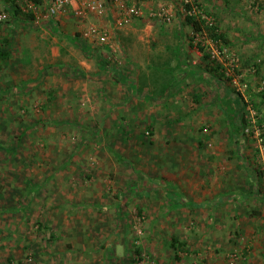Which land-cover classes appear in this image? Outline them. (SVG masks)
<instances>
[{
  "label": "rangeland",
  "instance_id": "obj_1",
  "mask_svg": "<svg viewBox=\"0 0 264 264\" xmlns=\"http://www.w3.org/2000/svg\"><path fill=\"white\" fill-rule=\"evenodd\" d=\"M263 2L206 23L181 0L112 22L103 2V14L70 8L84 25L65 30L35 22L43 4L14 13L0 27V264L73 263L70 225L61 245L50 236L52 204L60 220L104 223L94 245L115 259L97 250L88 263L264 264Z\"/></svg>",
  "mask_w": 264,
  "mask_h": 264
},
{
  "label": "crops",
  "instance_id": "obj_2",
  "mask_svg": "<svg viewBox=\"0 0 264 264\" xmlns=\"http://www.w3.org/2000/svg\"><path fill=\"white\" fill-rule=\"evenodd\" d=\"M100 1L104 2L105 3V7H107L106 14H109L108 18H110L112 20V22H115V20H117V19H118V21L121 20L120 16L126 12L125 9H124V8H126V6H129L130 4H133V3L137 4V5L140 4V6L143 8V13L142 14H146L148 9L150 8V6H149L150 3H153L155 0H127L124 3H120V2L115 1V0H100ZM200 1H202V0H200ZM206 1H208V0H203V5L205 4L204 8L206 7L205 10L207 11V12H204V14H205L204 17L206 19L208 17H211L213 15V13L215 14L214 16L218 15V18H221V17H226V15L229 13V11L231 13H234V12H236V10H238L237 7H236L237 0H219L221 3L224 2L223 4H225L226 7H224V6L221 7V11H222L221 13H219L217 9L213 13H209L211 9L207 8L209 3H207ZM255 1H257V0H255ZM75 5H77L76 2H74V6ZM227 5H229V6H227ZM201 6H202V4H201ZM70 13H66V14L62 15L60 18L55 19V20H51L50 19L48 21V23L50 22L51 25L52 24L56 25V24H58V21H56V20H59L60 21V25H62V27H64V30H65L66 27L68 28L70 26L69 23L71 21H69V19L70 18H74L76 21L77 20L81 21V25L80 26L82 28L83 25H84V23H82V21H84L85 19H81L79 16L75 17V15L72 12H70ZM87 16H88V14H87ZM124 16H125V14H124ZM258 16H260V15L258 14ZM90 17H91V19H89V21L95 22V21H97V19H100V21L102 22V18L101 17H97V15L94 14V13H91ZM105 22H106V20H103L102 24L105 25ZM91 24H93V23H91ZM116 25H117V23H114V27H116ZM92 26H95V24H93ZM57 27H58V25H57ZM71 30H72V28H71ZM112 30L113 29L110 28L111 33L113 32ZM67 32L69 33V31H67ZM118 33L120 35L119 37L123 38L124 34H126V31H118ZM173 33H176L175 29H174ZM55 49L56 48L54 46L51 49L53 54L57 52L56 51L57 49L56 50ZM59 55H61V54H59ZM254 177H256L255 182L258 183L260 181V177H258L256 175H253V177H251L252 180H254ZM234 191L237 192V191H239V189L238 188H232V189H230V192H228L226 194L224 193V194L225 195H229V196L230 195L233 196L234 195ZM224 194L220 193L218 195L217 199L219 200L220 197L223 196ZM204 204H209V203H208V201L207 202L206 201H204V202L201 201L197 205L200 206V205H204ZM193 205L196 206L194 203H193ZM51 206L52 207H47L46 208V210H47L46 214L48 213L47 216H49L51 219L53 218L51 225L55 229L54 230V235H50L51 238L53 240L56 239L58 244H60L61 240H59V239L61 238L60 237V231L62 230V228L68 227L70 225V227L72 229V232H71L72 234L68 238L73 240V243H72V245L69 244V245H67V247H65V248L68 249V251H67L68 253L65 254V258L73 260V263L71 261L70 262L68 261V264H95V263H90V262L88 263L87 261L92 258V253L94 251H97V250L100 251L103 254V258H105V259L109 258L108 260H110V262L115 259L116 246L113 247V245H108L107 249H104L105 247H102L101 245H100V247L94 245L97 242V240L93 239L94 236H95L94 233H93V228L96 229V228L103 227L104 226L103 222L100 221L101 222L100 223V222H97L96 220H94V222H91L90 219H88V220H86V219L78 220V218L75 217V216L73 217L74 219H72L71 221H70V219H66L65 221L64 220H60L61 217L59 216V213L62 214L61 213L62 212L61 209L60 208H55L54 204H52ZM49 208L54 213L49 211ZM76 215H78L79 217H82V215H80V214H76ZM49 217H47V220H51V219H49ZM96 223H97L98 226H96ZM43 225H44V223H43ZM48 226L50 227V223H48ZM62 232H64V231H62ZM102 242H103V240H102ZM54 255H55V253H53L52 256H54ZM60 256H61V254H60ZM60 258H62V257H60ZM125 258L126 257L123 256V258H121L120 260L123 261ZM105 259H103L102 262H104ZM106 263H107V260H106ZM99 264H101V263H99ZM112 264H115V263H112Z\"/></svg>",
  "mask_w": 264,
  "mask_h": 264
},
{
  "label": "built area",
  "instance_id": "obj_3",
  "mask_svg": "<svg viewBox=\"0 0 264 264\" xmlns=\"http://www.w3.org/2000/svg\"><path fill=\"white\" fill-rule=\"evenodd\" d=\"M120 3H124L127 0H115ZM184 4V10L188 15H196L201 14L204 17L205 14L202 13V7L199 0H181ZM74 2L77 5H73ZM43 10L42 14H36L35 10L38 9L40 6L39 3H36L34 0H0V27L7 24L11 17L14 14L15 9L20 11H26L27 8H31L35 12L34 20L36 23L44 21L55 20L60 18L62 15L66 14L70 8H73L76 14L83 15L86 14L88 11L92 12L95 11L98 14H103L105 12L104 3L100 0H44L43 3ZM164 11V16L167 20L171 19L170 13L166 10V7L161 8ZM126 12L131 15H139L142 14V8L137 6L136 4L131 6H126ZM94 33L93 37L98 36L101 41L107 40L108 37L106 36L105 32L98 31L96 28L91 29L89 32L86 31L85 35ZM215 49H213L214 51ZM226 49L224 48L222 52ZM221 52L220 50H217ZM216 52V51H215ZM233 81L237 83L236 78L234 77ZM238 89H242V87H238ZM248 109L252 111L250 105H248ZM264 127V124L261 125ZM245 130H248L246 128ZM261 128H257L256 131V139L258 143V147L260 152L264 151V138L262 136V132L260 131Z\"/></svg>",
  "mask_w": 264,
  "mask_h": 264
},
{
  "label": "trees",
  "instance_id": "obj_4",
  "mask_svg": "<svg viewBox=\"0 0 264 264\" xmlns=\"http://www.w3.org/2000/svg\"><path fill=\"white\" fill-rule=\"evenodd\" d=\"M36 3H39V4H41V3H43L44 2V0H34ZM18 12V9H15V11H14V13H17ZM204 18V22L206 23L207 22V20L208 19H205V17H203ZM203 21V20H202ZM187 22H189V23H192L194 26H195V29H201L203 26H202V24H201V22H199V21H197V20H195L193 17H191V16H187ZM207 30L208 31H210V35L212 36V37H214L213 38V40L215 41V42H218V39L221 37L220 35H218V33L216 32V28L215 27H210V28H207ZM0 55H4V56H6V53L4 52V51H1L0 52ZM107 61H109V64H112V62L108 59ZM114 65V67L117 69L118 67V64L117 65H115V64H113ZM258 65V63H256V66ZM261 99H262V101H264V89L261 91ZM239 138V137H238ZM240 139V138H239ZM175 238H174V241H172L171 243H170V245L175 249V250H178V246H177V242H175ZM183 245H181V247H182ZM176 256L177 257H179L178 256V254H176Z\"/></svg>",
  "mask_w": 264,
  "mask_h": 264
}]
</instances>
